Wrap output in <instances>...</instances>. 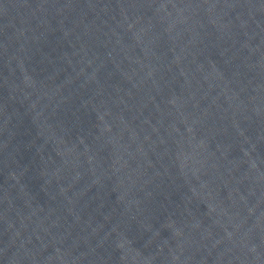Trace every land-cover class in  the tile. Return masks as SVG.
Returning a JSON list of instances; mask_svg holds the SVG:
<instances>
[{"label": "water", "instance_id": "1", "mask_svg": "<svg viewBox=\"0 0 264 264\" xmlns=\"http://www.w3.org/2000/svg\"><path fill=\"white\" fill-rule=\"evenodd\" d=\"M0 18L264 224V0H0Z\"/></svg>", "mask_w": 264, "mask_h": 264}]
</instances>
